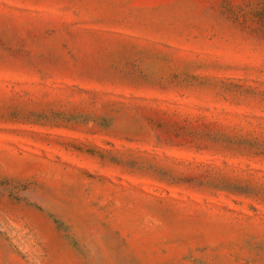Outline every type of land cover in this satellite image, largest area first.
Returning <instances> with one entry per match:
<instances>
[{"label":"rangeland","instance_id":"374dc122","mask_svg":"<svg viewBox=\"0 0 264 264\" xmlns=\"http://www.w3.org/2000/svg\"><path fill=\"white\" fill-rule=\"evenodd\" d=\"M0 264H264V0H0Z\"/></svg>","mask_w":264,"mask_h":264}]
</instances>
